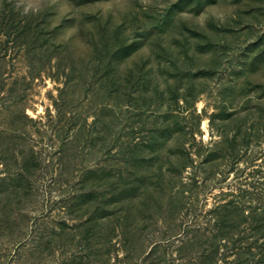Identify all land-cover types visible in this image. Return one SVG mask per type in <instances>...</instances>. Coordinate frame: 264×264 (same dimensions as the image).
<instances>
[{
	"label": "rangeland",
	"instance_id": "1",
	"mask_svg": "<svg viewBox=\"0 0 264 264\" xmlns=\"http://www.w3.org/2000/svg\"><path fill=\"white\" fill-rule=\"evenodd\" d=\"M92 170L166 179L81 227ZM0 191V264H202L264 215V0H0ZM249 226L210 264H264Z\"/></svg>",
	"mask_w": 264,
	"mask_h": 264
},
{
	"label": "trees",
	"instance_id": "2",
	"mask_svg": "<svg viewBox=\"0 0 264 264\" xmlns=\"http://www.w3.org/2000/svg\"><path fill=\"white\" fill-rule=\"evenodd\" d=\"M86 174L88 175H85L82 178L81 184L88 183L90 180L99 181V184L94 185L90 190L76 197V199L81 200V203L83 205L93 204L95 208V214L92 215V218H90L88 221L82 223L81 227H83L86 224L98 222V219L104 221L108 219L109 217L108 215L111 216L114 214L117 215L122 213L124 211L123 207L126 201L127 203H129L133 199L136 200L139 199L145 193L144 190H146L147 193L151 189V186H153L156 183V181L160 182L166 179L165 178L166 173H162L156 176L154 174H144L142 176H137L135 185L132 187L135 189V192H132L131 185H122L125 182H123L121 178L116 177V175L114 174L113 175L109 174L108 176L104 174L103 171L102 173H99V171L97 170H92ZM173 175L176 177V182H178V178H180L181 176V171L176 170ZM19 176L22 178L20 179L19 182L23 184V182H25V179L23 178L22 175ZM17 180L18 179L15 178L13 180L10 179V183H13V181H17ZM100 181H104L105 183L102 184L100 183ZM108 181L109 183H107ZM105 184L107 187H105V189L103 190L102 188L103 185ZM156 184H160V183H156ZM1 193L2 191H0V194ZM261 195L263 196L264 194ZM258 199H260V197L256 198V200ZM110 207H115L117 209V212L113 214H107L106 210L107 208ZM211 213H212V217H214L213 220L216 222L212 232L213 237L208 240L207 244H204L205 248L208 247V253L202 259V264H205L207 262H208L207 264L214 263L217 257L218 250L221 247L220 243L223 239H225L226 236L234 242V245L237 244L241 245L244 243V241L238 240V238L237 239L234 238V233L238 231L242 223L244 224L247 223L250 225L248 229L251 230L249 231L251 235L247 237L248 239H250V237H252L253 234L256 233L258 230L257 228L253 227L254 223L264 222V215L261 216L260 214H258L257 209H254L252 214L250 215L248 214V216L244 217L245 212L243 206L241 205V202L238 199L232 200L226 204H218L216 208H214L211 211ZM128 226L129 223L127 222L123 227L124 229L125 228L128 229ZM246 231L247 230L245 229V232ZM90 232H92V229H90L89 227L86 229V234ZM208 237L209 236H206V238ZM242 238H246V237H242ZM255 240H257V238H254V241ZM212 241L213 244H211ZM96 243H98V241ZM256 246H258L257 242H253L250 247L257 248ZM236 249L239 250L240 248L236 246ZM241 253H245V252H241Z\"/></svg>",
	"mask_w": 264,
	"mask_h": 264
}]
</instances>
